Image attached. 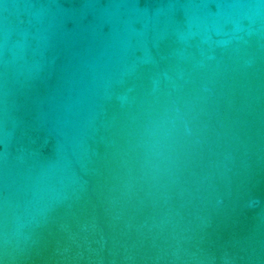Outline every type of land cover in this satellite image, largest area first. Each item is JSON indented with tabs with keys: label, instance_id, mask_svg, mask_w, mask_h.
Listing matches in <instances>:
<instances>
[{
	"label": "water",
	"instance_id": "obj_1",
	"mask_svg": "<svg viewBox=\"0 0 264 264\" xmlns=\"http://www.w3.org/2000/svg\"><path fill=\"white\" fill-rule=\"evenodd\" d=\"M0 264H264V0H0Z\"/></svg>",
	"mask_w": 264,
	"mask_h": 264
}]
</instances>
